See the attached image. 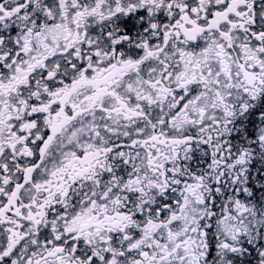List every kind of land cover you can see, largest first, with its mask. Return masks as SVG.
I'll list each match as a JSON object with an SVG mask.
<instances>
[{
	"label": "snow or ice",
	"instance_id": "1",
	"mask_svg": "<svg viewBox=\"0 0 264 264\" xmlns=\"http://www.w3.org/2000/svg\"><path fill=\"white\" fill-rule=\"evenodd\" d=\"M0 264H264V0H0Z\"/></svg>",
	"mask_w": 264,
	"mask_h": 264
}]
</instances>
